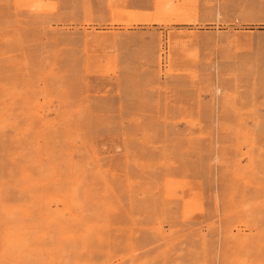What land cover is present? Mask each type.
I'll return each mask as SVG.
<instances>
[{
  "label": "rangeland",
  "instance_id": "374dc122",
  "mask_svg": "<svg viewBox=\"0 0 264 264\" xmlns=\"http://www.w3.org/2000/svg\"><path fill=\"white\" fill-rule=\"evenodd\" d=\"M0 215V264H264V0H0Z\"/></svg>",
  "mask_w": 264,
  "mask_h": 264
},
{
  "label": "bare ground",
  "instance_id": "6f19581e",
  "mask_svg": "<svg viewBox=\"0 0 264 264\" xmlns=\"http://www.w3.org/2000/svg\"><path fill=\"white\" fill-rule=\"evenodd\" d=\"M116 14V13H115ZM96 124V123H95ZM66 193V192H65ZM32 214V213H31ZM110 215V214H109ZM126 215V214H125ZM1 216V215H0ZM113 216V215H112ZM155 239V238H154ZM81 258V257H80Z\"/></svg>",
  "mask_w": 264,
  "mask_h": 264
}]
</instances>
